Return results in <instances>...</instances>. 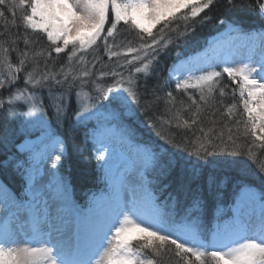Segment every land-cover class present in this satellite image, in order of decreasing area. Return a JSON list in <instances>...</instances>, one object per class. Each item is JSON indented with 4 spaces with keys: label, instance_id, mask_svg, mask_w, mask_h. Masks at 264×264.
Masks as SVG:
<instances>
[{
    "label": "snow or ice",
    "instance_id": "1",
    "mask_svg": "<svg viewBox=\"0 0 264 264\" xmlns=\"http://www.w3.org/2000/svg\"><path fill=\"white\" fill-rule=\"evenodd\" d=\"M216 2L0 0L3 27L7 28L10 20L13 28L24 29V33L17 32L14 39L0 41V52L4 53L5 62H8L9 48H5L4 44L24 45L23 49H15L18 64L14 66L8 62L10 73L7 83L0 80V90L11 92L12 86L19 82L18 74L28 67L33 68L25 74L24 89L11 93L7 102L0 100V111L4 112L7 120L20 114L16 109L27 105L26 115L35 118L29 123L33 127L39 126L41 136L56 142L57 147L53 151L60 154L55 155L54 166L65 155L58 129L64 127L70 116L75 125L86 128L95 121L91 132L99 144L96 148L97 160L103 161V166L110 169L113 153L105 140L97 135L103 123L116 121L122 135L128 139H131V132L126 120L133 119L155 129L156 125L151 121L140 120L138 113L144 110L147 115L151 107L163 99L157 95L161 85L157 83L150 88L148 81L160 80V70L154 65H159L161 53L171 43L165 38V30L173 31L171 26L180 20L194 21L206 10L211 11ZM227 3L233 9L243 10L248 6L242 2L234 3V0H227ZM255 7L261 20H264V2L257 0ZM212 19L205 15L200 27L212 23ZM121 22L137 34V39L142 41L139 47H132L129 42L125 52L113 50L120 45L110 44L109 40H115ZM219 23L224 26L222 35L230 38L229 54H217L215 49L187 55L177 52V59L168 70L164 83L175 82L178 91L198 90L199 101L189 96L195 106L191 122L183 120V125L191 128L201 121V105H207L214 98L218 82L223 74H227L232 82L238 83L239 96L248 117L244 123V136H250L251 143L237 144L231 135L232 129H228L227 141L222 131L209 138L212 129L204 132L201 127L199 132L203 141L197 137L198 143L192 145L194 150L188 151L181 144L156 133L160 143L136 145L139 161L136 174L120 177L117 190L110 197L108 211L103 214L84 213L87 226L75 232L57 227L49 221L48 214L41 216L32 212L30 219L24 221L29 225L30 235L25 233L23 247L17 246L21 243L19 235L23 224L20 228L8 225L26 211L31 200L43 193L37 189V178L33 172L35 157L24 156L21 146L17 145V149L21 150L20 156H9L0 161V168L11 166L24 182V187L14 192L8 184L0 181V205H3L0 211L9 216L5 221V232L0 235V264H157L156 259L149 257H161L168 252L177 258L178 264H264V191L257 192L245 183L249 174L248 164L258 160L253 147L264 150V28L247 30L243 21L235 16ZM160 24L163 27L154 33L153 29ZM183 27L185 31L181 35L185 39L195 36L196 28L192 24L185 23ZM29 30L32 33L42 32L53 45L52 50L36 52L35 45L39 42L29 38ZM100 45L109 59L124 57V63L116 65L117 68H131L127 76L123 71L101 70V81L106 78L113 80L107 88L102 83H96L95 73L87 70L83 58L89 49ZM30 47L33 48L31 55ZM52 51L57 56L66 54L68 62L78 60L82 69L79 75H73L71 70L65 71L63 66L59 72L36 71L39 57L50 58ZM88 63L95 68V63ZM217 67L222 70L215 71ZM47 68L45 60L44 69ZM195 73L202 74L197 76ZM137 74L143 75V84L136 80ZM190 79L195 82L190 84ZM29 87L33 90L29 91ZM85 87L93 88L98 95L91 97L86 94L85 102L81 103V92L75 89L82 91ZM45 90L49 101L47 109L55 118L56 129L51 127L42 98ZM219 94L224 95L223 89H219ZM165 96L168 98L166 103L174 101L172 92H166ZM228 112L231 115L230 108ZM175 118L179 128L181 118L178 111ZM183 143L189 142L185 140ZM106 155L108 159H105ZM259 172L264 173V162H259ZM221 176L241 186L237 215L228 227L217 225L215 229L207 230L199 216L191 215V208L185 214L177 211L185 201H190L197 210L202 208L206 199L214 194ZM261 180L264 182V176ZM58 183L65 184L63 177L58 178ZM121 190L124 191L123 198ZM161 197L164 199L161 200ZM257 206L260 208L258 215L255 211ZM32 244L40 246H29Z\"/></svg>",
    "mask_w": 264,
    "mask_h": 264
},
{
    "label": "trees",
    "instance_id": "2",
    "mask_svg": "<svg viewBox=\"0 0 264 264\" xmlns=\"http://www.w3.org/2000/svg\"><path fill=\"white\" fill-rule=\"evenodd\" d=\"M244 3L248 5L247 7L241 9L231 8L227 0H217L215 6L211 11L206 10L205 13L195 18L194 21H183L180 20L177 24L172 25L173 31L165 30L166 40H170L168 48L165 52L160 55L159 65H154L160 71L158 75L160 76L159 82L156 80H149V87L161 85L157 90V95L162 97L156 105L151 107V110L145 115L144 110H140L138 115L140 120L151 121L155 124V129H150V126H145L139 122H134L133 119L126 120L130 126L131 140L137 144H158L161 141L157 138L156 133H159L161 137L171 140L173 143H179L182 147L188 149V151H193L192 145L198 143L197 137L201 138L203 141V135L199 132V128H203L204 132H212L209 134V138L214 137L219 132H223L224 140L227 141L229 135L228 129H232L231 135L233 140L237 144H250L251 137L244 136V123L247 121V113L243 109V104L241 98L237 92L239 86L237 83L231 81L227 74L222 75V79L218 82L217 92L213 99L209 100L207 105H201L202 111L200 113L201 121L197 125L185 127L183 125V120H188L189 123L192 119V113L195 111V106L192 105L189 96L194 97L199 101V92L196 89H189L188 92L178 91L175 88V82H169L165 84L164 82L168 78V70L171 68L174 61L177 59L176 53L180 52L184 55L189 53H195L203 49L208 42L214 37L218 32L224 30L219 21L228 20L232 17H238L243 21V26L247 30H252L254 28H264V20H261L257 14L256 4L257 0H234V3ZM264 2V0H261ZM187 11V10H185ZM20 15L19 10H17V16ZM212 17V23L205 24L203 28L200 27L201 19L205 16ZM3 21L0 20V41L11 40L16 37V33H24L23 28H13L9 20V26L7 28L3 27ZM19 24V20L16 21ZM190 23L196 28L195 36H189L187 39L181 35L185 31L184 24ZM163 27V24L157 25L154 28V33H158ZM7 32V35L4 33ZM28 36L32 40H38V44L35 45L36 52H48L51 51L53 45L47 41L46 36L42 32L32 33L31 30L28 32ZM149 43L151 42L149 38L145 37ZM139 47L140 41L137 39V34L130 29L128 26H124L123 22L117 27V33L115 40L110 39V44L120 45V47L113 48L114 51L125 52L127 46ZM179 45V47H175ZM5 48H9L8 62L12 65L18 64L17 54L15 49H23L24 45L20 44H4ZM33 48H29V53L31 55ZM85 63L87 64V70L95 73L96 83H102L103 87L107 88L113 84V80L106 78L103 81L99 79V72L103 71H123L125 76L131 68H117L116 65L124 63V57L119 58L112 57L108 58V55L103 49V46L95 47L94 49H89L86 54H83ZM95 58V59H94ZM131 57L129 56V59ZM183 58V57H181ZM47 61L48 68L44 69V61ZM98 61V62H97ZM8 62L4 61V53L0 52V75L4 77L7 83V77L10 73L8 67ZM88 62L95 63V68L91 66ZM61 66H63L65 71L71 70L73 75H79L81 72V66L78 60H73L72 62L67 61L66 54H60L57 56L54 51L50 58L46 56L39 57L35 70H45L50 72H59ZM136 66H142L137 64ZM28 71H33L32 67H28L22 70L18 74V83H15L9 90H0V100L8 101L10 94L14 93L18 89L25 88V74ZM136 80L143 84V75L137 74ZM127 87V85H125ZM219 89H223L224 95L220 96ZM29 91H32L30 87ZM75 91L81 92V94L91 97H95L98 93L90 87H85L82 91L76 88ZM172 92L174 101L172 103H166L167 97L166 92ZM47 90L42 93V98H44V103L46 106L47 114L51 120V127L53 129L57 128L55 123V118L52 115L50 109H47L49 101L47 100ZM93 102H95L93 100ZM104 103L105 101H101ZM75 107V105H73ZM15 107V106H13ZM229 108L231 109V115H229ZM191 109V110H189ZM20 114L11 117L7 120L4 118V112L0 111V161L8 158L9 156L18 157L20 156V151L17 149V145H21L28 137H36L40 135L38 127H31L24 122L25 114L27 111V105H23L16 109ZM179 112L180 115V127H177L176 113ZM215 115H212V113ZM214 121L215 123H211ZM170 121V123H169ZM96 122H90L87 128L84 126H77L74 120L71 118L65 122L62 129H58L60 136L64 139L65 147L67 148V153L61 157V162L59 164L60 171L67 176L70 185L72 186V194L74 197V202H76L78 207L85 208L92 204L94 198L100 195L111 193L114 189V180L111 177L112 173L108 171L106 167L103 166V161L97 160L96 148L99 144L96 143V139L91 132V128ZM105 125L114 124L116 128L119 125L116 121L110 123H103ZM103 126V127H104ZM101 128V130L103 129ZM101 133V131H100ZM100 133L97 135L99 136ZM127 137V136H126ZM188 141L185 144L183 141ZM258 144V142H257ZM253 151L256 152L257 161H252L248 164L249 174L245 178V183L257 190V192L264 191V182L261 180V176L264 173L259 172V162H264V150L258 147H253ZM24 156H31L29 151H23ZM106 159V158H105ZM0 178L4 180L10 188H14V192H19L24 187V182L19 175L13 170L11 166L8 168H0ZM241 196V186L236 184L232 180H225L223 177H219L218 183L216 185L214 194L206 199V202L202 208L197 210L193 208L190 201H185L178 206L177 211L180 214H185V212L191 208V215L193 217L199 216L203 222L204 227L207 230H212L221 226L225 220L233 216L235 212V206L239 201ZM161 200L164 198L161 197ZM135 245V244H134ZM157 260V264H178L177 258L171 253H163L161 257H149Z\"/></svg>",
    "mask_w": 264,
    "mask_h": 264
},
{
    "label": "rangeland",
    "instance_id": "3",
    "mask_svg": "<svg viewBox=\"0 0 264 264\" xmlns=\"http://www.w3.org/2000/svg\"><path fill=\"white\" fill-rule=\"evenodd\" d=\"M108 26L109 25H106V27ZM223 32L224 30L218 32L214 37H212L213 39V41H211L212 44L207 49H215L217 54L225 55L223 52L225 49H222L221 46L222 44H224V41L230 42L229 41L230 38L227 35H222ZM204 50L196 51V52L203 53ZM221 70L222 69L220 67L215 68V71H221ZM201 74L202 73H195V75L197 76ZM0 80H4V77H2L1 75H0ZM194 82H195L194 79L189 80L190 84ZM237 92L239 94V88ZM86 98L87 97L85 95L81 94L80 97L81 103L85 102ZM34 119H35L34 117L25 114L24 122L27 123L29 126L33 127L29 122ZM121 135H122L121 130L116 128L114 124L105 125L103 127V131L100 134V138H103L105 140L107 147L113 153L112 159L110 161L111 167L110 169L109 168L107 169L109 172L112 173L111 177L113 178V180L116 181V186L114 188L115 191L117 190V187L119 185V179L121 176L125 174H136L137 165L139 162L136 145L130 144L127 140L121 138ZM20 146L22 151H29L31 153V156L35 157L33 163V172L37 178V189L39 192L43 193L42 195H38L35 200H32L31 203L33 206L32 208L33 212H37L41 216H44V211L48 212L51 211L53 208H57L61 214L68 212L71 215H73V214H77L78 212L79 214L77 215L80 221L84 213L91 212L93 214L95 213L102 214L104 212V209L106 210L108 208L107 206L109 205L111 199L107 197L105 198V196H99L98 198H96L97 202L96 204L91 206V208H86V207L81 208L77 206L76 202H74L75 200L72 194V186L70 185L67 176H65V174H63L59 169L60 163L55 166L53 165V160L55 155L60 154L59 151H53V149L57 147L55 140L46 139L45 137L38 135L36 137H28ZM63 148L66 154L67 148L65 147L64 140H63ZM49 153H51V157H49ZM105 158L108 159L107 155L105 156ZM60 177H63L65 184L62 185L58 183V178ZM0 181L4 182L2 178H0ZM65 187H66V191H65ZM10 189L13 191L14 188H10ZM130 195L131 193H129V197ZM0 196L2 197V194H0ZM123 196H124V191L121 190V197L123 198ZM237 206L238 203L236 205V210H237ZM2 208L3 205H0V209ZM13 211H15V209H13ZM255 211L260 212L259 206L256 207ZM28 213H30V210L26 208V211L22 213L23 215L22 218L26 220L30 219ZM235 215H237V211L235 212ZM8 219H9L8 214H5L2 211H0V234L3 232L2 230L3 223ZM79 221L78 224H81V227L87 226L86 220L81 219L80 221V222L85 221L83 223L84 225H82V223H80ZM231 223L232 221L231 222L226 221L223 227H227ZM17 246L23 247L25 245L23 242H21ZM29 246H34V245H29ZM35 246L39 247L40 245L38 246L35 245Z\"/></svg>",
    "mask_w": 264,
    "mask_h": 264
},
{
    "label": "bare ground",
    "instance_id": "4",
    "mask_svg": "<svg viewBox=\"0 0 264 264\" xmlns=\"http://www.w3.org/2000/svg\"><path fill=\"white\" fill-rule=\"evenodd\" d=\"M221 47H222V49L229 50L230 47H231L230 42L225 41L224 44H222ZM228 54H229V52H227L225 55H228ZM132 172H135V171H132ZM0 198H2V197L0 196ZM26 208L28 210H30V213L33 212L32 211V208H33L32 203H29V205H27ZM30 213H28V216H30ZM256 213H257V215L259 214V212H256ZM45 214H48V217H49V221L50 222H54L55 225L57 227H60L61 229H65L66 228V229H69V230L75 232L77 229H84V228H86V226H83L84 227L83 228V227H81V224H78L79 219L76 216V214L71 215L68 212H65V213L61 214L58 211L57 208H53L51 211H48V212L47 211H44V215ZM22 216L23 215H21L18 219H16V218L12 219L11 224L8 225V227H10V228H20V226L23 224V228H21L20 235H19V237H20L19 239L22 238L21 239V242H23L26 239V236H25V233L26 232L30 235L29 225L24 223V221L26 219L22 218ZM81 219L82 220H85V219H83V217ZM81 219H80V221H81ZM84 222L82 221L80 223H82V225H84L83 224ZM5 228H6V224L4 222L3 223V226H2L3 232L0 235H3V233L5 232ZM32 245H34V246L37 245L38 246V244H32ZM9 246H11V245H9Z\"/></svg>",
    "mask_w": 264,
    "mask_h": 264
}]
</instances>
